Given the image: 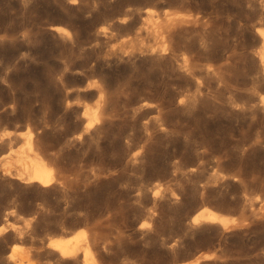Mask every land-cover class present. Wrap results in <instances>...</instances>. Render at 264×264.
Here are the masks:
<instances>
[{"label":"rangeland","instance_id":"obj_1","mask_svg":"<svg viewBox=\"0 0 264 264\" xmlns=\"http://www.w3.org/2000/svg\"><path fill=\"white\" fill-rule=\"evenodd\" d=\"M262 35L264 0H0V227L84 234L98 264H264ZM29 136L45 187L12 176Z\"/></svg>","mask_w":264,"mask_h":264},{"label":"bare ground","instance_id":"obj_2","mask_svg":"<svg viewBox=\"0 0 264 264\" xmlns=\"http://www.w3.org/2000/svg\"><path fill=\"white\" fill-rule=\"evenodd\" d=\"M172 10H174V9H172ZM147 12L149 15L153 14V10H151V9L147 10ZM166 13H167L166 20L162 19L163 21L161 20L160 23H156L154 25V27H151L152 30H150L149 32L152 33L151 35L165 41L169 45H172V39L175 38L174 36L176 33L175 28H177L178 25H181V24L183 25V21L185 19L183 17H181L180 12H177V11H174V12L173 11H166ZM181 28H183V27L181 26ZM181 28H178V29H181ZM55 29H57L60 32H62V30H63L60 27H56ZM182 31H184V30H182ZM182 31H180V32H182ZM179 33H177V34H179ZM179 35H177V37ZM263 36L264 35H262L261 41L264 43V37ZM179 37L181 39L182 35ZM175 41H177V40H175ZM175 43L180 44L179 41L174 42V44ZM182 47H184V46H182ZM185 48L187 49L186 46H185ZM188 48H189V46H188ZM190 49L192 50V48H190ZM204 49L206 50L205 47H204ZM204 49H202V50H204ZM202 50H201V52H202ZM208 50H210V49L208 48ZM192 52H193V50H192ZM206 52H208V51H206ZM210 52L211 51H209V53H208L209 55H210ZM202 53L204 54V52H202ZM206 56H207V53H206ZM195 60H197V59H195ZM260 61H261V65L263 67L262 69H264V51L260 55ZM189 64H190L189 58H185L184 59V67H190ZM261 102L264 105V96L262 97ZM92 126H93L92 122L88 121L85 125V128L87 130H89ZM6 136L11 137V133L6 134L4 137H6ZM4 137L1 139H4ZM39 138H41V137H39ZM54 138H55V136H54ZM40 142H42V141H40ZM43 142H46V141H43ZM34 143H36V142H33V137L29 136L27 145H28V150L31 154V158L30 159H21L20 158V160L22 161V165H23L22 170L20 172H18L17 174H14L12 176H14L18 179H21L24 182H37L41 186L45 187L51 183L50 174L52 172V168L50 167V164L47 161V159L44 158V155L42 156V154H41L42 152L41 153L39 152V150H42V149L37 150ZM37 143H39V142L37 141ZM49 144H50V142H49ZM262 204L264 206V201L262 202ZM201 222L220 223L224 228H228L230 226V224L235 223V220L217 212L216 210H214L212 208L202 207L200 209L199 213L197 215H195V217L191 220L190 225L196 226V225L200 224ZM81 236H84V234H81L79 236H74V237H68V238L52 237L49 239V241L47 243H45L44 240H38L35 236H29L28 237L27 234H25V233H19L17 236H14L11 233H8L7 227H5V226L0 227V237H2L3 241H6V240L30 241V243H31V247L29 249H25V250H21V251H18L14 247H12L11 250L6 255L7 260H5V261H7L6 262L7 264H75V263L79 264V262H81L83 264H98L97 261L95 260L94 253L91 250L89 243L86 240H80L79 239ZM39 259H44V261L39 263L36 261ZM200 260H201L200 258L197 259V261L194 264H198Z\"/></svg>","mask_w":264,"mask_h":264}]
</instances>
